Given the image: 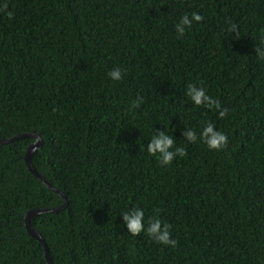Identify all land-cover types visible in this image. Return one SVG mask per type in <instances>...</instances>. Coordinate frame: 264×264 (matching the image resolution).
Masks as SVG:
<instances>
[{
    "label": "trees",
    "instance_id": "1",
    "mask_svg": "<svg viewBox=\"0 0 264 264\" xmlns=\"http://www.w3.org/2000/svg\"><path fill=\"white\" fill-rule=\"evenodd\" d=\"M192 12L202 21L177 39ZM261 48L264 0H0V140L44 141L32 166L68 201L31 221L53 264H264ZM190 83L225 118L195 108ZM205 120L228 137L222 151L183 141ZM166 129L187 155L164 167L146 146ZM33 143L0 146V264H47L24 218L65 205L27 168ZM133 205L176 246L130 235L121 215Z\"/></svg>",
    "mask_w": 264,
    "mask_h": 264
},
{
    "label": "clouds",
    "instance_id": "2",
    "mask_svg": "<svg viewBox=\"0 0 264 264\" xmlns=\"http://www.w3.org/2000/svg\"><path fill=\"white\" fill-rule=\"evenodd\" d=\"M8 19H12L10 12L8 13ZM202 19V16L197 12H192L190 15H182L174 24L176 38H183L186 32L190 31L194 25L199 24ZM228 32L235 33V37L238 38L239 29L237 25L230 24ZM255 52L260 57H264V48L256 49ZM122 76L123 70L120 67H114L107 72V78L113 82L121 81ZM185 96L195 108L202 107L209 111H214L218 119H223L228 114V109L223 108L218 100L209 96L205 88L198 84H188ZM142 103V98L137 95L135 100L131 101L130 110L138 108ZM185 128H187V131H182L181 136L183 137V141L188 145L200 143L209 151L220 152L228 143V137L211 121H202L196 129L187 126ZM146 152L149 156L155 157L159 165L164 167L171 165L174 159L187 155L184 147L176 146V140L170 134L169 129L155 131L146 146ZM158 215L156 213V217ZM121 217L123 225L130 235L137 236L144 234L159 245L173 248L176 246V240L171 237L170 226L167 223L162 224L159 218H149L146 220L145 212L141 207L133 205L127 208Z\"/></svg>",
    "mask_w": 264,
    "mask_h": 264
},
{
    "label": "water",
    "instance_id": "3",
    "mask_svg": "<svg viewBox=\"0 0 264 264\" xmlns=\"http://www.w3.org/2000/svg\"><path fill=\"white\" fill-rule=\"evenodd\" d=\"M23 139H34V143L31 144L27 151H26V155H25V164L27 166V168L29 169V171L36 177L38 178L44 185H46L50 190L54 191L55 193L61 195L64 199H65V205H63L62 207L56 208V209H35V210H30L25 218H24V224L26 226V229L29 233V235L38 240L41 245L44 248V255H45V259L47 264H53L52 259L50 257L49 254V250L47 247V244L45 242V240L42 238L41 234L38 233L32 226H31V221L43 214H49V213H58L60 211H63L67 208L68 206V201L66 199V197L64 196V194L59 191L58 189H56L54 186H52L44 177H42L37 171L36 169L32 166L31 160H32V156L34 155V153L40 149L43 145H44V141L41 138L40 135L37 134H33V133H24L21 135H17L14 136L10 139H1L0 140V146L1 145H7L10 143H13L15 141H19V140H23Z\"/></svg>",
    "mask_w": 264,
    "mask_h": 264
}]
</instances>
